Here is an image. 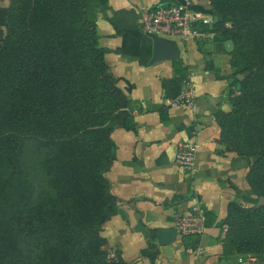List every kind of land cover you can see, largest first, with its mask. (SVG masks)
<instances>
[{
  "label": "trees",
  "instance_id": "trees-1",
  "mask_svg": "<svg viewBox=\"0 0 264 264\" xmlns=\"http://www.w3.org/2000/svg\"><path fill=\"white\" fill-rule=\"evenodd\" d=\"M214 40L233 44L226 91L216 110L219 143L245 157L251 205L229 202L223 255L264 261V0H209ZM105 0H9L0 39V264H103L104 224L117 211L106 172L111 132L130 129L129 101L97 42ZM237 75H242L238 78ZM186 72L163 81L176 97ZM43 151L46 189L36 197L24 155ZM205 215L207 208L200 205ZM151 231V230H150ZM148 238L141 250L153 259ZM148 249H153L148 252ZM116 264H127L118 255Z\"/></svg>",
  "mask_w": 264,
  "mask_h": 264
},
{
  "label": "crops",
  "instance_id": "crops-1",
  "mask_svg": "<svg viewBox=\"0 0 264 264\" xmlns=\"http://www.w3.org/2000/svg\"><path fill=\"white\" fill-rule=\"evenodd\" d=\"M105 1L97 42L105 50L109 73L129 101L134 122L130 129L111 132L115 159L106 177L118 203L104 226L107 246L129 264L139 261L149 237L158 249L157 264H264L254 256L223 255L221 221L228 203L249 206L254 198L246 182L248 166L235 152L218 151L222 146L214 112L230 109L226 87L234 72L232 42L214 40L209 30L213 36L200 40L164 37L174 43L178 58L151 63L152 41L140 23L143 9L157 3L185 2L191 12L212 13L210 1ZM8 2L0 0V9ZM182 70L186 76L180 92L193 90L194 107L172 106L175 97L164 95L163 81ZM187 138L198 146L193 168L183 170L174 156L177 143ZM174 196L176 204L171 205ZM200 205L208 211L206 224ZM175 213L199 216L194 222L198 231L181 233Z\"/></svg>",
  "mask_w": 264,
  "mask_h": 264
},
{
  "label": "built area",
  "instance_id": "built-area-1",
  "mask_svg": "<svg viewBox=\"0 0 264 264\" xmlns=\"http://www.w3.org/2000/svg\"><path fill=\"white\" fill-rule=\"evenodd\" d=\"M216 21L213 13H194L185 2H163L143 9L141 27L145 34H157L160 37H180L182 39L200 40L207 33L202 26L211 27ZM194 93L191 88L182 90L171 102L172 106L184 105L194 107ZM197 142L194 138L179 141L176 145L175 162L183 170H190L195 163ZM200 217L175 213L174 220L181 233L188 234L198 231L195 221Z\"/></svg>",
  "mask_w": 264,
  "mask_h": 264
},
{
  "label": "rangeland",
  "instance_id": "rangeland-1",
  "mask_svg": "<svg viewBox=\"0 0 264 264\" xmlns=\"http://www.w3.org/2000/svg\"><path fill=\"white\" fill-rule=\"evenodd\" d=\"M8 6V3H7ZM6 8L4 9H0V39L3 38L4 34H5V24H6V18L4 15V12H6ZM219 140V138H218ZM222 146V149H219V152H233V151H227L225 148V145L222 143H219ZM42 155H43V151L42 150H38L33 144L29 143L26 146V151H25V155H24V163L26 166V171H27V175L28 178L32 184L33 187V194L36 197L38 194L42 193L43 191H45L46 189V184H45V179L44 176L40 170V162L42 159ZM238 157H240V159L242 160V163L246 166H248V163L245 159V157H241L239 155H237ZM251 191V189H250ZM251 194L253 195V197L255 198V195L253 194V192L251 191ZM105 226V224H104ZM104 226H103V230H104ZM227 229V225H225V230ZM102 235H103V231H102ZM104 236V235H103ZM104 251H105V260L103 261V264H116L117 263V259H118V251L117 249H113L109 246H107V241L106 244L103 246ZM148 252H152L153 249H148ZM141 257L139 258V261H136L134 264H143L140 260L144 259L145 260V264H157V255L151 259L149 256L145 255V254H141ZM248 257V256H246ZM256 257V256H254ZM125 261V260H124ZM127 264H129L127 262Z\"/></svg>",
  "mask_w": 264,
  "mask_h": 264
},
{
  "label": "water",
  "instance_id": "water-1",
  "mask_svg": "<svg viewBox=\"0 0 264 264\" xmlns=\"http://www.w3.org/2000/svg\"><path fill=\"white\" fill-rule=\"evenodd\" d=\"M147 36L152 41V55L150 58V62H155L160 59H169L172 61H176L178 58L177 49L172 41L166 39L164 37H160L157 34H147ZM238 78H242V75H237ZM177 196H174L171 205L176 204L175 199ZM256 206H264V197L259 196L256 201Z\"/></svg>",
  "mask_w": 264,
  "mask_h": 264
}]
</instances>
